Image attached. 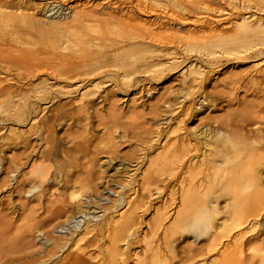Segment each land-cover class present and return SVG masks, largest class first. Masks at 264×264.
<instances>
[{
	"label": "bare ground",
	"instance_id": "bare-ground-1",
	"mask_svg": "<svg viewBox=\"0 0 264 264\" xmlns=\"http://www.w3.org/2000/svg\"><path fill=\"white\" fill-rule=\"evenodd\" d=\"M144 14L153 17L139 16ZM4 49L11 56H3ZM228 64L232 66L224 72ZM13 73L27 81L20 78L15 86ZM42 73L61 81L49 82ZM214 74L218 77L210 89ZM109 81L119 94L143 91L150 81L166 83L156 102H149L151 111L166 108L136 155L140 186L104 207L83 194L91 177L86 164L77 162L78 168L71 170L72 163L60 161L67 159L60 157L64 150L59 151L53 134L54 121L70 117L66 111L72 103L87 112L96 89ZM243 89L246 94L239 97L237 91ZM63 98L68 101L61 102ZM38 100L55 103L40 122L45 106L37 108ZM223 100L229 107L239 106V112L235 108L224 116H198ZM134 103L132 108L145 105L142 100ZM1 106L7 113L0 118V166L8 154L10 158L0 189L12 185L24 200L36 196L35 205H21L28 211L23 217L35 219L40 207L53 202L43 199L46 186L59 190L56 216H64L48 229L52 235L45 236L37 259L23 255L25 261L9 264H94L86 245H80L94 234L99 237L89 245L107 240L97 264H125L133 252H126L127 258L120 242L131 248L137 209L153 195L137 264H170L175 256L172 238L182 232L194 242L207 236V243L188 255L187 264H264V0H83L76 5L0 0ZM30 137L43 140L44 146H31ZM75 138L70 134L66 142ZM91 140L86 137L87 143ZM6 141H11L7 148ZM13 143L21 145L18 155ZM115 158H107V164ZM104 189L111 190L108 185ZM176 198L174 215L166 223L167 208ZM95 207L101 210L100 221H92ZM116 207H126L125 212L117 213Z\"/></svg>",
	"mask_w": 264,
	"mask_h": 264
},
{
	"label": "rangeland",
	"instance_id": "rangeland-1",
	"mask_svg": "<svg viewBox=\"0 0 264 264\" xmlns=\"http://www.w3.org/2000/svg\"><path fill=\"white\" fill-rule=\"evenodd\" d=\"M61 1L68 5H76L77 2H82L83 0H61ZM85 1L86 0H84V2ZM256 1H259V0H256ZM139 16L142 18H145V17L152 18L153 17V15H150V14H144V15H139ZM28 45L29 44L27 43L21 44V45L18 44V46H24V47ZM2 53H3V56H7V57L11 56L12 54V52L7 49L6 50L4 49ZM230 66H232V64L226 65L223 71L225 72V70L228 69V67L230 68ZM243 67L245 66L242 65V67L238 66L236 68H243ZM13 74H14L13 76H15V80H14V85L16 84L15 86L19 85L20 84L19 82H22L24 81V79H26L23 75L17 76L16 73H13ZM42 74H44V76H47V78H49L48 79L49 82L61 81V79L53 77L54 75L52 76V74H48V75L46 73H42ZM216 75L218 74L211 75L210 79L212 80L215 77H218ZM174 77H177V76L174 75ZM20 78H22V81H20L21 80ZM36 78H37L36 76L32 77L33 80ZM109 82L111 83V81ZM150 82H149V85L150 84L152 85V87L150 88L151 93L149 95L146 94L145 97L143 96L144 94L143 92L144 90H147L151 85L148 87V84H145L144 85L145 89L143 91L141 90L140 91L141 93L138 92L141 95H139L138 93H132V92L129 94L128 93L119 94L117 93V89L112 86L113 85L112 83L111 84L109 83L107 86H101L100 88L96 89V94L94 96L97 98L94 101L93 106L90 107L87 112H79L77 110L78 105L75 102V103H72L70 107L68 108V110L66 111V115H69L70 117H65L60 121L58 120L54 121V134H53L54 141L53 142L56 144L57 147L60 148L59 151L64 150V153L60 157L62 159L63 158L67 159L65 161L64 160H60V161H62L64 164H67L69 162L72 163L73 167L71 170L78 168V166L76 165L77 162H80L81 164L84 163L86 164V169L90 171L91 177H89V179L86 180L87 182L86 190L83 191V194L84 193H86V195L90 194V197L87 198L84 195L85 197L84 196L82 197L83 200L87 198L91 202H97L99 205L107 207L111 205L112 202L117 201L120 194L124 196L131 195L134 193L133 192L134 189L140 186L139 176H135L140 171L139 168L136 169V165H135L136 161L139 160L137 159L139 156L138 154L140 153L139 151H141L139 148L142 145H145V144H142L143 140L146 138V135L153 132L155 128L156 119L161 118V116L164 113L163 110H165L164 108H166V107L163 108L162 106H160V109H162L161 112H160V109L156 112L150 110L149 108L150 103L156 102L155 95L158 96L160 92L163 90L162 86L166 85V83L154 85L152 81ZM212 82H215V81L212 80L209 83L210 89H211ZM244 89L238 90L237 91L238 93L236 92L239 97H244V92L246 94V90ZM248 92L249 91H247V95H248ZM77 93L78 92L76 91L73 92L74 98H77L79 96ZM134 98H137V99L133 100ZM141 98H143L144 100ZM63 99H61V102L68 101L67 100L68 98H63ZM140 99L144 101L145 105L147 104V102L148 103L150 102V103L147 104L146 106L141 104L138 106L140 108L138 107L132 108V104H135L134 102L141 101ZM35 105H37L36 106L37 108H39V106L41 107L45 106L41 114L38 115L39 118H37V122L38 121L40 122L41 117L45 115L46 113H48L46 109H48V107L50 106L52 107V105L54 106L55 103L52 105L41 104V102L38 100L35 102ZM218 105H217L218 108L216 106L214 107L209 106V109L207 111H204L202 114L198 116L202 118L203 117L206 118L209 115L210 116H224V113L228 114L235 108H236L235 111L239 112V109H238L239 106L234 105L235 107H233V104H232L229 107L228 102L225 100H223ZM143 106H145L146 108ZM1 107H0V118L4 117L6 115L5 113H7V109L4 106H1ZM211 108H213L215 111ZM226 110L228 113L226 112ZM159 112L161 113V115ZM185 121H186L185 123L189 124L188 119L187 120L185 119ZM26 123L27 122H22L23 125ZM23 127L26 128V126H23ZM106 128H108V130H106ZM107 132H110L112 136L111 137L107 136ZM70 134L72 135L74 134L76 138L74 141L66 142V138H68ZM87 136L88 137L92 136V140H91L92 142H89V143L86 142ZM7 143L10 144L11 141H6L3 147L7 148ZM30 143H31V146H34V145H35L34 147L38 146L37 148H41L44 146L43 140L35 141L34 139L31 138ZM62 143L64 144L62 145ZM10 146L13 147V149L15 148L14 152L16 155L19 154L18 151L19 152L21 151L20 143H17V144L13 143ZM85 152H86V155L84 156ZM115 155H116V158L112 160L111 162L112 164L111 163L107 164V158L113 157ZM9 156L10 155L8 154L7 159L5 158L0 166V185H2L3 180L8 178L6 168L8 166L7 162L10 158ZM129 161H132V163H129ZM120 162H124L125 165L119 164ZM25 168H26L25 166H22V169L24 171L27 170V168L26 169ZM11 182L13 181L11 180ZM118 183L121 184L123 187L117 186ZM24 184L26 185V187L29 186L28 182H25ZM13 185H15V183H13ZM104 185L105 186L108 185V187L111 188V190L110 189L103 190ZM158 185L161 186L162 184L159 183ZM11 188H13L12 185L11 186L8 185L7 187H2L0 189V251H1L0 264H6L7 261L11 263L12 261H16V260H18L16 262H23L25 261V258L27 260H34V258L37 259L39 257V250L43 247L41 243L44 241L45 236L52 235V233L48 229H50L51 226L54 225L55 223H58L62 219H64L63 215L56 216V213H57L56 205H55L56 201L54 200L56 199L57 194L59 193V190H54V189L49 190L47 186L46 188L45 186L43 187V189L44 188L46 189V190L44 189V193L46 196L43 199L47 197L53 202L46 203L45 204L46 206L40 207L34 213V215L37 217L35 219L33 217L28 218V216L23 217V215H25L28 211L22 209L21 205L23 202H25L26 204L28 203L27 204L28 206L35 205V203H37L35 200L36 196L32 195L33 197L24 200L22 198L23 196H21L20 194H17V191ZM152 188L154 189L155 186H153ZM65 196L66 195H63V198ZM153 196H151V198L147 197L145 199L146 200L145 206L137 209V223L133 228L135 232V235H134L135 237L133 239V243L130 244L131 246H129L131 248L125 247V245H123L124 242H120V245L122 246V248L124 247V252L127 258H128V254H126V252L127 253L133 252L132 256L126 259L127 261L125 262V264H137L136 259L142 256L141 239L145 236V233L147 232V228L149 225L148 221L152 217L153 208H154L153 206L155 205V201H156V199L152 198ZM104 197H107V198L105 199ZM101 198H104V199H101ZM222 201H223V198H220L218 200V205L221 206L223 203ZM176 203H177V198L175 199V203H172L168 206L167 209L170 215L168 216L166 223H168L172 219V216L174 215L173 210L176 207ZM118 207H116L117 208L116 212L117 213L120 212L123 214L125 212L126 207H122V208H118ZM45 209H48V210H45ZM115 209L113 211H115ZM91 210H94L93 207L91 208ZM113 211H110V212H113ZM94 214L97 217L94 216V218H92V221L93 220L100 221L101 217L99 215L101 214V210H99L98 207H95ZM56 217L58 218L56 219ZM220 217H222V213H220L217 216V219H219ZM47 218L49 220H47ZM45 219L47 220V222ZM38 220L40 221V223L38 222ZM35 222L37 223V225L38 224L39 225L37 226ZM138 222H139V225H138ZM40 228L42 231L40 230L39 232L38 229ZM43 229L45 232L43 231ZM176 235H174L172 238V241H174L173 243L175 245L174 247L175 256L171 259L170 264H179V262L181 263V261L183 262L184 260H185L184 263H181V264H187L191 262L190 261L191 259L190 258H189L190 260L188 259V255L192 254L194 250L196 251V249H198L200 245H205L207 243V241H205L207 236H204L202 240L194 242L192 241V237L189 234H185V232H182V234L179 236L178 235L176 236ZM98 237L99 236L96 234L87 235L86 238L83 239L80 243V245L82 246L86 245V251L90 256V261L93 263L95 262L94 264H97L101 260V257L102 258L104 257L105 255L104 247H105V242H107V240L104 238V239H100L99 242L97 241L98 246L88 244L90 240L94 238L97 239ZM23 255L25 256V258ZM194 258L192 259V261H194L195 259H198V257L195 259ZM8 262L7 264H9Z\"/></svg>",
	"mask_w": 264,
	"mask_h": 264
}]
</instances>
